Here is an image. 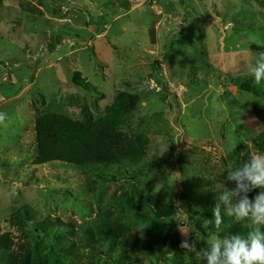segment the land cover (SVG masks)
<instances>
[{"label": "rangeland", "instance_id": "374dc122", "mask_svg": "<svg viewBox=\"0 0 264 264\" xmlns=\"http://www.w3.org/2000/svg\"><path fill=\"white\" fill-rule=\"evenodd\" d=\"M262 50L264 0H0V264L27 249L38 264H206L209 238L235 234L210 233L202 207L264 154V95L235 83H255ZM115 106L145 141L139 163L35 165L39 117ZM98 216L138 260L102 253L86 232Z\"/></svg>", "mask_w": 264, "mask_h": 264}, {"label": "trees", "instance_id": "16d2710c", "mask_svg": "<svg viewBox=\"0 0 264 264\" xmlns=\"http://www.w3.org/2000/svg\"><path fill=\"white\" fill-rule=\"evenodd\" d=\"M235 83L255 96L264 95V85L251 84L243 79H236ZM125 120L118 106L96 120L79 121L60 114L39 117L35 126V165L65 163L86 171L106 170L124 164L135 165L143 158L145 141L124 132ZM215 206L202 207L203 213L211 215L210 233L220 229L223 233L246 235L254 228L247 221L235 222L233 218L224 215L223 211L222 223L218 228L213 214ZM86 232L98 243L102 253L107 245L108 251L119 262L136 261L140 256L139 243L130 232L106 218L98 216L88 224ZM5 244L7 242L0 238V247L5 248ZM31 252V249H27L25 257L20 261L16 255H9V264H38L33 262Z\"/></svg>", "mask_w": 264, "mask_h": 264}, {"label": "clouds", "instance_id": "9594fccd", "mask_svg": "<svg viewBox=\"0 0 264 264\" xmlns=\"http://www.w3.org/2000/svg\"><path fill=\"white\" fill-rule=\"evenodd\" d=\"M248 72L256 85H264V52L256 55L248 65ZM227 180L234 182L235 187L218 197L213 209L216 226L219 228L222 223L223 211L235 222L247 221L254 228L246 235L226 238L212 235L204 252L206 264H264V154L253 155L239 167L230 169ZM256 189H260L259 193L250 199L249 194ZM180 247L193 250L195 243L185 238Z\"/></svg>", "mask_w": 264, "mask_h": 264}]
</instances>
